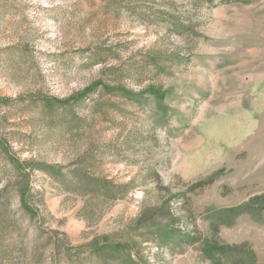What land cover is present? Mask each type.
<instances>
[{
  "label": "rangeland",
  "instance_id": "374dc122",
  "mask_svg": "<svg viewBox=\"0 0 264 264\" xmlns=\"http://www.w3.org/2000/svg\"><path fill=\"white\" fill-rule=\"evenodd\" d=\"M259 194L264 0H0V264H264Z\"/></svg>",
  "mask_w": 264,
  "mask_h": 264
},
{
  "label": "trees",
  "instance_id": "16d2710c",
  "mask_svg": "<svg viewBox=\"0 0 264 264\" xmlns=\"http://www.w3.org/2000/svg\"><path fill=\"white\" fill-rule=\"evenodd\" d=\"M204 2L213 3L214 1H218L220 3H231V2H248V0H200ZM172 23L175 26V29H177V32H181L183 28L185 27V22H181L178 20H173ZM148 93L150 94H157L155 90H150ZM29 191L28 184H24L21 189L19 190V198L20 202L22 204H27V194ZM264 210V194H259L251 199L249 201L235 207L232 209L227 210H217L214 213H212L211 216V224L212 226L217 230L219 226L226 225L231 226L233 225L238 218H240L243 215L249 214L252 215L258 211ZM149 213V212H148ZM144 214L146 216V221H149L152 219V215L150 214ZM140 219L139 222H143V217ZM91 249L92 251H96L97 248V240H93L91 242ZM204 253L211 257L215 264H227L228 261L233 264H238L241 262V260H244L246 258L251 262V264H258L256 255L253 251H251V248L247 247L246 245H222L216 241L214 242H207L203 246Z\"/></svg>",
  "mask_w": 264,
  "mask_h": 264
}]
</instances>
